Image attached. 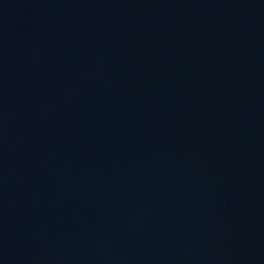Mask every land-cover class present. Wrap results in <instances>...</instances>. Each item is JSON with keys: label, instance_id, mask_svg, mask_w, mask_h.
<instances>
[{"label": "water", "instance_id": "obj_1", "mask_svg": "<svg viewBox=\"0 0 264 264\" xmlns=\"http://www.w3.org/2000/svg\"><path fill=\"white\" fill-rule=\"evenodd\" d=\"M0 264H264V0H0Z\"/></svg>", "mask_w": 264, "mask_h": 264}]
</instances>
